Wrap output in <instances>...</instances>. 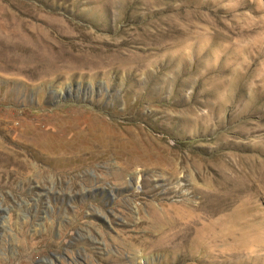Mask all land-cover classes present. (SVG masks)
Returning <instances> with one entry per match:
<instances>
[{"label":"rangeland","instance_id":"obj_1","mask_svg":"<svg viewBox=\"0 0 264 264\" xmlns=\"http://www.w3.org/2000/svg\"><path fill=\"white\" fill-rule=\"evenodd\" d=\"M141 256L264 264V0H0V264Z\"/></svg>","mask_w":264,"mask_h":264},{"label":"bare ground","instance_id":"obj_2","mask_svg":"<svg viewBox=\"0 0 264 264\" xmlns=\"http://www.w3.org/2000/svg\"><path fill=\"white\" fill-rule=\"evenodd\" d=\"M116 138V137H115ZM125 138V137H124ZM133 138V137H132ZM119 139V138H118ZM119 141V140H118ZM116 145V144H115ZM106 146V144H105ZM105 146H103V149H106ZM128 149V148H127ZM130 149V148H129ZM243 165V163H242ZM252 167L249 165V163H245V165L241 168L240 173L243 174V177H255L258 175V168H257V164H251ZM137 167V166H136ZM235 170V169H234ZM240 170V169H239ZM233 171V170H230ZM224 173V172H222ZM236 173V172H235ZM143 173L142 174H137L136 178L137 180H140L142 178L143 180ZM238 175V174H237ZM116 178H118L119 180L124 178V174L123 172H116L115 173ZM222 176V175H221ZM230 176V175H228ZM241 176V175H240ZM225 177V176H223ZM222 177V178H223ZM179 211V209H178ZM174 213V212H173ZM180 213V212H178ZM203 213V212H202ZM206 213V212H205ZM168 214H170L168 212ZM184 214V213H183ZM172 215V213H171ZM182 215V214H181ZM173 216V215H172ZM175 216V214H174ZM179 217V216H178ZM205 217V216H204ZM232 217V216H231ZM161 218V217H160ZM203 218V216L200 213H196V212H191L189 213L186 217H179L178 219H176L175 221H172L170 219V215H168V218H166V227L163 230V234L155 241H151L152 244V248L153 251L159 252L162 250H174L175 252H177L184 244L185 240L187 239V237H189L190 234V229L192 227H195L194 225L196 224V222L200 219ZM241 220V219H240ZM222 222V221H220ZM211 223V222H210ZM223 223V222H222ZM240 223V222H239ZM229 224V223H228ZM227 225V224H226ZM205 227V226H204ZM226 228V227H225ZM161 229V228H160ZM193 229V228H192ZM243 230V229H242ZM240 236V235H239ZM230 238V236H229ZM189 239V238H188ZM197 239V238H196ZM248 239V238H247ZM198 241V240H195ZM194 241V243H195ZM245 241V240H244ZM150 243V242H149ZM197 244V242L195 243ZM202 244V243H201ZM149 247V246H148ZM116 254L122 255L123 253L121 252L120 249L116 248ZM147 250V249H144ZM192 250V249H191ZM152 251V249L150 250V252ZM149 252V253H150ZM174 255V254H173ZM190 255V254H189ZM116 256V255H115ZM131 258V257H130ZM133 258V257H132ZM132 260V262H135L136 260ZM188 258V257H187ZM141 259V260H140ZM143 259L146 261L147 257L141 256L138 259V264H143L145 263V261H143ZM185 259V258H184Z\"/></svg>","mask_w":264,"mask_h":264}]
</instances>
